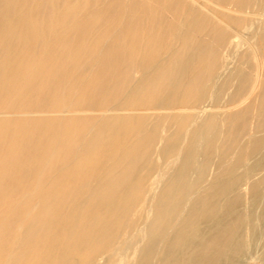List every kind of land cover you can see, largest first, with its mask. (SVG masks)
Wrapping results in <instances>:
<instances>
[{
	"label": "bare ground",
	"instance_id": "obj_1",
	"mask_svg": "<svg viewBox=\"0 0 264 264\" xmlns=\"http://www.w3.org/2000/svg\"><path fill=\"white\" fill-rule=\"evenodd\" d=\"M0 264H264V0H0Z\"/></svg>",
	"mask_w": 264,
	"mask_h": 264
},
{
	"label": "rangeland",
	"instance_id": "obj_2",
	"mask_svg": "<svg viewBox=\"0 0 264 264\" xmlns=\"http://www.w3.org/2000/svg\"><path fill=\"white\" fill-rule=\"evenodd\" d=\"M255 257H256V256L254 255V256H253V259H255L256 261H254V260L252 259L253 262H255V263H259V262H260L259 259H258L257 257L255 258ZM257 260H258V261H257Z\"/></svg>",
	"mask_w": 264,
	"mask_h": 264
}]
</instances>
